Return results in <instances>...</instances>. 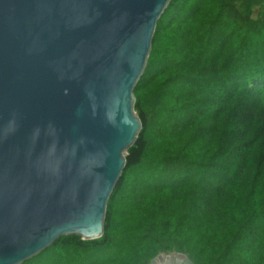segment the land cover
I'll return each instance as SVG.
<instances>
[{
	"label": "trees",
	"instance_id": "trees-1",
	"mask_svg": "<svg viewBox=\"0 0 264 264\" xmlns=\"http://www.w3.org/2000/svg\"><path fill=\"white\" fill-rule=\"evenodd\" d=\"M134 93L104 235L23 264H264V0H171Z\"/></svg>",
	"mask_w": 264,
	"mask_h": 264
},
{
	"label": "water",
	"instance_id": "water-1",
	"mask_svg": "<svg viewBox=\"0 0 264 264\" xmlns=\"http://www.w3.org/2000/svg\"><path fill=\"white\" fill-rule=\"evenodd\" d=\"M171 0H0V264L105 232ZM151 264H194L162 253Z\"/></svg>",
	"mask_w": 264,
	"mask_h": 264
}]
</instances>
